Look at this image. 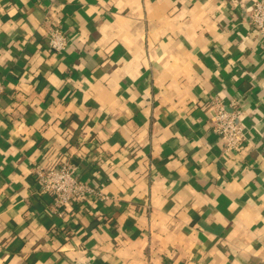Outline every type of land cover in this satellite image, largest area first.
Here are the masks:
<instances>
[{
  "label": "crops",
  "instance_id": "0c3cea01",
  "mask_svg": "<svg viewBox=\"0 0 264 264\" xmlns=\"http://www.w3.org/2000/svg\"><path fill=\"white\" fill-rule=\"evenodd\" d=\"M254 1L0 0V264H264ZM233 99L227 154L212 102ZM67 154L109 199L53 212L35 168Z\"/></svg>",
  "mask_w": 264,
  "mask_h": 264
},
{
  "label": "built area",
  "instance_id": "2783aa9c",
  "mask_svg": "<svg viewBox=\"0 0 264 264\" xmlns=\"http://www.w3.org/2000/svg\"><path fill=\"white\" fill-rule=\"evenodd\" d=\"M251 23L259 35L264 38V0H255L251 12ZM50 50L63 52L69 45V38L62 24L53 19L46 35ZM3 83L0 79V96L3 93ZM214 115L211 123L223 150L227 154L237 152L240 146L247 141L244 126L240 123L243 117L239 99H233L229 111L222 102H212ZM79 167L71 154L62 156L50 165H36L35 176L39 195H48L52 198L53 212L65 215L69 207L86 206L95 201L103 202L109 197L104 192L105 183L98 176L89 180H82L78 173Z\"/></svg>",
  "mask_w": 264,
  "mask_h": 264
}]
</instances>
